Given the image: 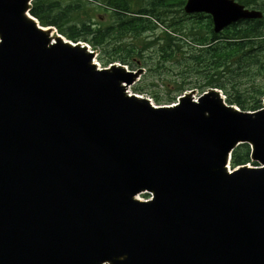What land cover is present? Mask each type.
I'll return each instance as SVG.
<instances>
[{"label":"water","instance_id":"water-1","mask_svg":"<svg viewBox=\"0 0 264 264\" xmlns=\"http://www.w3.org/2000/svg\"><path fill=\"white\" fill-rule=\"evenodd\" d=\"M31 1L0 0V264H264V108L215 88L156 108L127 93L140 69H100ZM184 11L214 32L262 17L235 0ZM243 143L262 167L229 173Z\"/></svg>","mask_w":264,"mask_h":264},{"label":"trees","instance_id":"trees-1","mask_svg":"<svg viewBox=\"0 0 264 264\" xmlns=\"http://www.w3.org/2000/svg\"><path fill=\"white\" fill-rule=\"evenodd\" d=\"M236 1L263 16L240 20L219 33L213 32L209 15L185 13V0H32L29 12L72 41L101 47L102 67L118 61L153 72L152 80L144 82V74L133 90L150 93L157 104H170L187 89L201 93L217 87L228 103L254 111L264 96V0ZM95 8L108 11L109 22L97 24ZM159 78L162 88L155 81ZM249 156V146L239 145L230 167L249 163Z\"/></svg>","mask_w":264,"mask_h":264},{"label":"rangeland","instance_id":"rangeland-1","mask_svg":"<svg viewBox=\"0 0 264 264\" xmlns=\"http://www.w3.org/2000/svg\"><path fill=\"white\" fill-rule=\"evenodd\" d=\"M97 1V0H96ZM136 1H138V0H134V2H136ZM94 17H93V20H95L96 22H97V24H102V23H106V22H109V12L108 11H106L105 9H100V8H95V11H94ZM92 49V48H91ZM101 47H97V48H93L92 49V51L95 53V55H96V57L97 58H95L96 59V61H98L97 59H98V57H99V55H100V53H101ZM102 55H104L103 53H102ZM99 62V61H98ZM118 62V61H117ZM100 64V63H99ZM100 67H101V64H100ZM169 73H170V77L171 78H175V75L173 74V72H171V71H169ZM146 75V80H144V82H149L150 80H152V78L151 77H149V76H151L152 74H153V72H151L150 73V75H148V72H146V71H144V73L142 74V75ZM192 79L193 80H195V77L193 76L192 77ZM155 81L156 82H158L159 83V87L160 88H162V85H161V80H160V78L159 79H155ZM141 82V81H140ZM196 84H198V85H200V84H202V81H196ZM134 86V85H133ZM133 86L131 87V91H133ZM243 87H245L244 85H243ZM227 90L229 91V92H231L232 91V89L230 88V87H228L227 88ZM194 91H195V96H197L198 94H199V91H198V89H194ZM143 95H145V96H148V97H150L151 98V100L155 103V101H154V99H153V97L151 96V94L150 93H148V92H144L143 93ZM225 96V95H224ZM226 97V96H225ZM252 164H250V166H251ZM138 197H139V199H141V200H143V199H147L148 198V196H145V193H141V194H139L138 195Z\"/></svg>","mask_w":264,"mask_h":264},{"label":"bare ground","instance_id":"bare-ground-1","mask_svg":"<svg viewBox=\"0 0 264 264\" xmlns=\"http://www.w3.org/2000/svg\"><path fill=\"white\" fill-rule=\"evenodd\" d=\"M42 25V24H41ZM44 26V25H43ZM56 28V27H55ZM59 31V30H58ZM62 34V33H61ZM65 36V35H64ZM67 38V37H66ZM75 41V40H74Z\"/></svg>","mask_w":264,"mask_h":264}]
</instances>
